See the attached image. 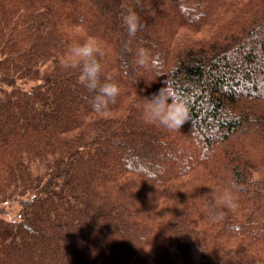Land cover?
Listing matches in <instances>:
<instances>
[{
  "label": "trees",
  "instance_id": "1",
  "mask_svg": "<svg viewBox=\"0 0 264 264\" xmlns=\"http://www.w3.org/2000/svg\"><path fill=\"white\" fill-rule=\"evenodd\" d=\"M135 4L0 0V264H264V0H142L129 37ZM88 37L121 88L105 113L63 66ZM167 79L179 131L143 116Z\"/></svg>",
  "mask_w": 264,
  "mask_h": 264
},
{
  "label": "clouds",
  "instance_id": "2",
  "mask_svg": "<svg viewBox=\"0 0 264 264\" xmlns=\"http://www.w3.org/2000/svg\"><path fill=\"white\" fill-rule=\"evenodd\" d=\"M142 7V0H136L135 7L128 9L122 15V21L129 37H135L136 33L145 27L141 16L135 10ZM129 44L130 41L125 43L124 50L131 52ZM105 55L104 42L95 37H88L82 43L77 42L71 46L63 65L66 69L79 71L78 82L89 93L93 94L91 105L93 110L98 113L107 112L109 105L114 104L121 93L120 86L115 82H111L110 78H106L104 82H101L103 71L101 60ZM135 64L144 68L159 69L161 67L159 56H153L150 50L145 47L138 48ZM162 74L165 73L162 71L156 72V76ZM145 100L143 116L148 123L159 124L169 131H179L189 120L190 110L187 97L180 95L168 79L165 81V86L153 94L151 99ZM260 178L259 174L255 177L256 180ZM238 207V196L234 194L232 189L226 188L220 198L215 200L209 207L211 220L218 221L225 216V210L235 211Z\"/></svg>",
  "mask_w": 264,
  "mask_h": 264
},
{
  "label": "rangeland",
  "instance_id": "3",
  "mask_svg": "<svg viewBox=\"0 0 264 264\" xmlns=\"http://www.w3.org/2000/svg\"><path fill=\"white\" fill-rule=\"evenodd\" d=\"M154 163H157V161H155ZM8 211L11 214H15L16 212L18 213L19 208H18V206L16 204H12V205L9 206V210Z\"/></svg>",
  "mask_w": 264,
  "mask_h": 264
}]
</instances>
